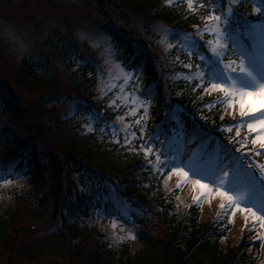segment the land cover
Instances as JSON below:
<instances>
[{"label":"rangeland","instance_id":"1","mask_svg":"<svg viewBox=\"0 0 264 264\" xmlns=\"http://www.w3.org/2000/svg\"><path fill=\"white\" fill-rule=\"evenodd\" d=\"M196 1L193 0V5ZM251 1L259 13H264V0ZM123 25L118 9L107 0H0V98L13 101L21 111L17 116L7 118L5 109H0V130L5 127L12 136L17 132L19 137L28 141L29 151L37 154L41 163H45L51 154L63 176L69 177L62 180V191L58 196L53 194L59 191L57 188L36 198L29 194L34 189L30 179H35V176L13 173L15 164L2 166L0 158V225L4 226L0 231V264H119L127 247L129 256L133 257L143 252L147 236L163 241L170 235L169 224H164L153 214L156 197H150L138 208H133L110 183V177L121 179L118 178L120 173L115 172L103 174L107 176L104 178L108 187L105 194V201L109 203L108 206L105 204L107 210H93L82 240L69 231L70 217L63 214L66 182L71 179L76 183L86 168L97 169L95 165L100 162L84 160L83 151L69 149V146H74L72 143L76 135L87 137L90 133L99 138L97 142L103 143V159H108L112 151L120 158V164L126 155L133 161L150 164L156 176L164 174L169 167L171 170L162 178V191L169 194L179 188L175 196L178 219L188 203L199 198H202V223L213 219L221 205L231 208L229 221L232 229L228 239L222 240L221 249L226 251L227 247L236 246L243 235L251 232L250 239L261 241L257 264H264V227H261L264 221L253 219L251 212L242 210L252 208L257 216L264 215V149L260 148L259 142L252 143L256 135L264 134V128L257 127L254 132L248 129L249 119H259L264 113V96L245 97V110L251 105L253 111L243 117L240 115L238 96L228 97L232 103L224 100L222 119L238 121L231 148L213 157L208 141H198L193 132L183 135L182 131L180 135L174 133L169 137L173 152L168 157L163 146H154L158 135L153 137L151 133L154 123L149 110L151 100L145 95L148 86L144 77L114 57L116 49L107 32L109 28ZM256 25L251 47L260 57L264 49V21ZM152 29L155 32L153 37L138 29L142 33L141 38L134 37L133 45L142 50L145 47L157 56L167 55L168 58V51L174 46L197 54L188 47L194 36L200 37L196 35L197 30L181 28L175 31L164 25H156ZM225 30L232 33V41L239 43L229 24ZM81 51L93 60L94 73H87L89 76L84 77L91 83L90 91L86 93L80 91L85 89L80 74L85 66L78 54ZM24 61L37 65L40 70L42 66L45 70L47 67L46 75L55 77L56 82L40 91L25 88L21 77L24 75L21 67ZM226 64L228 62L223 63V70L215 66L218 72H224L225 77L228 74ZM238 64L239 61H235V65ZM183 66L165 77L169 76L171 83L194 78V72ZM203 68L206 71H198L204 73L207 80L213 73L209 59L203 60ZM121 69L130 76L127 83ZM231 74L234 78L237 76L236 73ZM222 82L226 87L230 86L226 78ZM78 85L82 87L77 88ZM207 87L208 84L202 96L225 97V93L218 89L205 91ZM134 97L137 98L135 103L132 102ZM110 100L115 103L110 104ZM86 101L96 105V108L89 109ZM140 101L144 102L143 106ZM62 125L69 126L61 128ZM145 147H151L152 151L146 154ZM68 153L78 164L74 170L66 161ZM157 154L160 155L159 161L156 160ZM244 159L252 162V167L245 164ZM8 167L12 171V179L1 177L5 175L3 168ZM173 168L182 169L187 175L174 172ZM49 172L45 170L41 182L48 183ZM6 179L11 183H5ZM197 181L206 187L201 188ZM221 181H224L223 185ZM220 191H227L236 200L229 201L219 195ZM237 201L241 203L240 209H235ZM141 218L145 219V223H138Z\"/></svg>","mask_w":264,"mask_h":264},{"label":"trees","instance_id":"2","mask_svg":"<svg viewBox=\"0 0 264 264\" xmlns=\"http://www.w3.org/2000/svg\"><path fill=\"white\" fill-rule=\"evenodd\" d=\"M107 1L118 9L120 20L124 23V27L109 28L107 32L112 40L113 48L116 49L114 57L122 64L140 71L147 83V91L152 92L149 110L154 124L151 133H153V137L158 135V141L154 146H166L168 137L172 136L174 132L185 130V133L193 132L199 141L211 142L217 153L231 148L232 142L235 140V124L238 121L222 119L225 101L220 100L221 96L216 98L202 96L205 83L201 84L198 76L200 72L198 70H202L203 67L198 56L179 47H173L168 51V58L163 53V55L157 56V53L151 52L145 47L142 50L133 45L136 37L141 38L140 34L142 33L138 32V29H141L149 37L155 36L152 28L156 25H164L175 31L181 28L202 29L205 24H209L203 18L213 11L216 15L223 17L228 0H204L203 6H200L201 0H197L192 9L188 8L185 0H171V3H167L166 0ZM232 7L230 28L235 30V33H239L237 40L249 48L254 36L252 30L254 26L257 27L256 24L264 20V13H259L251 0H235ZM135 20H139V22ZM247 30L249 33H244ZM208 35L211 36L207 32L200 37L192 38L198 43L200 50L206 52H208L206 41L211 39ZM233 47V41L230 39L228 48L232 49ZM56 52L58 51L56 50ZM66 52H64V56ZM70 52L71 50L68 51V53ZM59 53L63 52L59 50ZM78 54L85 65L80 73L84 80V77L89 76L87 73H94L91 63L93 60L84 51ZM238 58V55L228 52L222 57V63ZM215 62L217 65L219 64L217 60ZM183 64L185 66L192 65V67H187L194 72V78L171 83L168 79L169 76H165L175 73L179 68L184 67ZM21 67L22 71L24 70V75L21 77H23L25 88L40 91L56 82L55 77L46 75L47 67L45 70L42 66L40 70L37 65L27 61H24ZM87 80L89 79L87 78ZM90 86L91 83L84 80L83 87L85 89L80 91L89 92ZM80 87L82 86H77V88ZM73 89L75 90V88ZM149 92L147 94H150ZM85 103L89 105V109L96 108L93 103L87 101ZM2 108L5 109L7 118H13L21 112L13 101H3L0 98V109ZM67 126L69 125H62L61 128ZM98 140L99 138L94 133H90L87 137L76 135L75 142L72 143L74 146L68 145L69 149L83 151L84 160L90 163L100 161L95 165L97 169L86 168L76 183L71 179L66 182V190L63 193V201H65L63 214L70 217L68 219L69 231L76 235L78 240L85 237L84 234L89 228L93 210H107L105 204L108 206L109 203L105 201V194L108 192V187H106L104 179L107 176L103 174L115 172L120 173L118 178L121 179L110 177L113 182L110 183L116 187L118 195L130 203L133 208H138L150 197L155 196L153 214L164 224H169L171 228L170 237L167 235L163 241L147 236L143 252L137 253L133 257L129 256L127 247L119 264H257L261 241L250 239L253 234L251 232L243 235L236 246L227 247L226 251L221 249L222 240L228 239L232 229V224L229 221L231 208H227L226 205L221 207L213 219L202 223L200 221L202 198H199L190 201L184 213L181 214V218L178 219L175 196L179 188L174 189L170 194H165L162 191V178L167 171L156 176V172L153 171L150 164L133 161L126 155L118 164L120 158L113 155L112 151L109 153L108 159H103L101 153L104 145L102 142H97ZM27 144L28 141L19 137L17 132L12 136L10 131L3 127L0 130L2 166H7L8 163L15 164L14 170L20 173V176H35V179H30L33 180L34 189L28 193H32L31 195L36 198L45 196L49 191L57 190V188L59 191H55L53 194L57 193L56 196H58L62 191L60 188L62 180L68 176H63L57 160L51 154L47 156L45 163H41L38 160V155L29 151ZM72 156L68 153L66 161L74 170L78 164ZM243 161L252 167V162L249 163L246 159ZM5 169L3 168V171ZM47 169L50 171L48 183L41 182L40 178H44ZM31 195L29 196L31 197ZM138 223H145V219H139ZM3 229L4 226L0 225V231ZM108 253L111 256V251Z\"/></svg>","mask_w":264,"mask_h":264},{"label":"snow or ice","instance_id":"3","mask_svg":"<svg viewBox=\"0 0 264 264\" xmlns=\"http://www.w3.org/2000/svg\"><path fill=\"white\" fill-rule=\"evenodd\" d=\"M167 3H171V0H166ZM187 3V6L189 9L193 8V0H185ZM204 0H201V5L203 6ZM235 3V0H228V6L223 11V18L221 15H216L215 11H213L208 16L204 17L203 19L207 21H212L211 24H205L204 28L198 29L196 35L202 36L204 32H208L212 38L206 41V45L208 50L211 51V53L217 57V59H221L226 53L232 52L233 54H236L240 57L239 64L235 65V62H228V64L225 65V68L228 69V74L225 77L224 72H218L215 68V61H213V73L208 78L207 84L208 87L205 89V91L208 90H216L225 93V100L228 103H232L231 100H228V97H239V103H240V115L246 116L248 112L253 111V108L251 105L248 106L247 110H245L244 107V99L245 97H252V96H264V49H262L260 57L257 58L256 54L253 52H250L246 50V47L243 45V43H237L233 41L234 47L232 49L228 48V41L232 37V33L225 30V26L229 24L230 18L233 14V7L232 4ZM215 7V6H214ZM259 11V9H258ZM186 37L188 34H185ZM188 47L190 50L197 51V54L199 55L198 51V43L195 40H191L188 44ZM201 59H210L206 58L204 56H201ZM247 61V62H246ZM235 65V66H233ZM188 67H192V65H187ZM121 74L125 77V83L128 82L130 76L128 73H124L123 69L120 70ZM231 73H236L237 76L234 78ZM198 76L200 77L201 84L205 83L204 79V73L199 72ZM227 79V81L230 82V86L226 87L225 84L222 82ZM221 81V82H213V81ZM121 91H123V86H121ZM137 100L136 97L133 98V103H135ZM223 102V101H222ZM110 104H114V100L109 101ZM141 106H143V101H140ZM135 112V109L132 110ZM119 119H122V117H119ZM139 121H137L138 123ZM235 126V125H234ZM257 127L264 128V113L261 114L259 119L256 118H250L248 122V129L250 131H255ZM229 130H231L229 128ZM237 135H239V127L237 126ZM127 139V138H126ZM259 142L260 148L264 149V134L256 135L253 138L252 143L256 144ZM145 153H149L152 151L151 147H145L144 148ZM156 160H160V155H156ZM172 171L182 173L183 175H187V173H184L182 169H176L173 168ZM227 175V173H225ZM5 183H11L10 180H5ZM198 184H200V181H197ZM224 181H221V185H223ZM201 188L206 187L204 184H200ZM219 195L226 197L229 201H234L236 198H234L232 195H230L227 191H220ZM223 207V205H221ZM241 203L235 202V209H240ZM235 209H233V215L235 214ZM244 211L251 212L253 219H260L264 221V215L257 216V212L252 211V208H244L242 209ZM261 227H264V224H261ZM135 238V237H133Z\"/></svg>","mask_w":264,"mask_h":264}]
</instances>
